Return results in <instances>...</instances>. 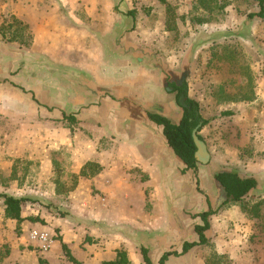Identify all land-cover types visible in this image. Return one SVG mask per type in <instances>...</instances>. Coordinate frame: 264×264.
<instances>
[{
  "label": "rangeland",
  "instance_id": "374dc122",
  "mask_svg": "<svg viewBox=\"0 0 264 264\" xmlns=\"http://www.w3.org/2000/svg\"><path fill=\"white\" fill-rule=\"evenodd\" d=\"M11 4L0 0V193L28 200L18 222L0 198V264H102L121 249L144 264L143 247L159 264L199 240L210 207L208 242L165 264H264V17L248 16L259 0H78L63 5L61 25L11 24ZM182 80L209 120L198 174L166 143L146 159L171 166L168 187L133 168L135 190L122 196L95 160L117 150L108 125L146 132L149 112L178 123L169 84ZM225 169L260 188L223 205L215 172ZM34 228L58 246L42 252Z\"/></svg>",
  "mask_w": 264,
  "mask_h": 264
},
{
  "label": "trees",
  "instance_id": "16d2710c",
  "mask_svg": "<svg viewBox=\"0 0 264 264\" xmlns=\"http://www.w3.org/2000/svg\"><path fill=\"white\" fill-rule=\"evenodd\" d=\"M260 10L256 13H249L250 18L264 17V0H259ZM171 91L176 94L178 104L182 108L183 115L178 123H174L169 117L161 113H148V118L156 125L162 127L163 136L168 146L173 150L175 155L185 164L187 170L194 171L198 174L199 165L203 163L201 156L198 154L199 148L195 138L206 145L202 130L209 124L201 112L200 103L190 96L189 85L186 80L179 83L171 82L169 84ZM183 99V102L181 101ZM73 118V117H70ZM215 179L221 189L225 192L226 199L224 204L244 203L248 197L259 187V179L255 176H242L236 171L223 170L215 175ZM5 206L6 217L22 222L23 204L28 200L24 197H15L6 193H0ZM264 203V199L259 201L258 205ZM213 208L200 213L198 216L203 221L202 225L196 226V232L199 236L198 241L185 242L181 252H165L160 258L159 264H165L171 256H181L188 253L192 248L206 244L208 238L206 232L210 229V217L215 214ZM56 237V235H55ZM57 239V237H56ZM63 249L70 255V251L65 243H62ZM144 264H153L149 254V249L143 247L142 250ZM102 264H131L127 251L121 249L117 251L116 257L112 260L104 261Z\"/></svg>",
  "mask_w": 264,
  "mask_h": 264
},
{
  "label": "crops",
  "instance_id": "0c3cea01",
  "mask_svg": "<svg viewBox=\"0 0 264 264\" xmlns=\"http://www.w3.org/2000/svg\"><path fill=\"white\" fill-rule=\"evenodd\" d=\"M17 1L15 2V0H12V4L9 7L10 8L9 13L11 15L10 16L7 15V17L13 18L11 24L15 22L20 25H61L60 22L63 17L61 14L64 12L63 9L61 10V8H63V5L66 6L69 3V8L73 6H75L74 8H76V5L74 4L76 2L78 5V0H17ZM53 14L55 15L54 17L52 16ZM169 90L171 91V88ZM110 94L112 96L115 95L114 92H111ZM189 94H190V90H189ZM106 102L107 105L110 104V101H106ZM109 107H112V105L111 106L109 105ZM112 116L113 114L108 110L107 117L111 118ZM181 118L179 119V121L181 120ZM148 120L151 123L145 120V124L148 125L146 127L147 128L146 132H142L141 131L142 129H139V127H136L132 129L130 132H128V130H126L124 127H122L121 130H119L116 124L117 122L113 124H109L108 126H112V127H110V131H108L109 133L107 134V137L111 136L115 131H118V134L116 135V137H118V140L116 139L114 140L115 142L113 143L114 145L111 143L112 146H116L117 150L114 151L113 148H111L103 152H98L95 155L96 162L99 163L103 168L101 175L116 177L118 185L121 184V190L123 191L122 196L124 195V191L126 192L130 190H135L134 181L131 179L132 178L131 169L133 168H141L142 170L148 172L151 175V177L154 176V173L159 172V175H161L163 179V181H161V185L163 189H166L168 187L167 178L170 175L171 166L167 162H162L160 167L157 161H153L152 163L150 162V160L146 159V157L147 158H152L154 156L156 157L158 155V152L161 150L160 148H165V146H167L166 144L167 141L163 135H162V141H160L158 137L153 132H151V130H154L152 125L155 123H153L149 118ZM158 140L160 141V143L157 142ZM109 158L111 159L108 162L107 159ZM109 164H112L114 168H109L110 167ZM225 170H234V169H225ZM221 171L222 170H218L215 172V174ZM249 176L256 177V175H249ZM260 186L261 185L259 184L258 188H260ZM136 187L138 191H140L141 187L138 184H136ZM126 201L128 203L130 202V200H126ZM205 211L207 210L204 209L201 213ZM185 242H190V241L189 240L184 241L181 245L182 248ZM57 246H58V240L56 239V244L53 248L55 249ZM182 248L180 251L178 250H174V251L181 252ZM54 249H52L51 251H53Z\"/></svg>",
  "mask_w": 264,
  "mask_h": 264
},
{
  "label": "built area",
  "instance_id": "2783aa9c",
  "mask_svg": "<svg viewBox=\"0 0 264 264\" xmlns=\"http://www.w3.org/2000/svg\"><path fill=\"white\" fill-rule=\"evenodd\" d=\"M28 239L44 253L51 251L56 244L55 234L43 228L31 229Z\"/></svg>",
  "mask_w": 264,
  "mask_h": 264
},
{
  "label": "water",
  "instance_id": "95a60500",
  "mask_svg": "<svg viewBox=\"0 0 264 264\" xmlns=\"http://www.w3.org/2000/svg\"><path fill=\"white\" fill-rule=\"evenodd\" d=\"M181 101L183 102V99H181ZM195 140L199 148L198 154L202 157L204 155L205 145H203L197 137L195 138Z\"/></svg>",
  "mask_w": 264,
  "mask_h": 264
}]
</instances>
